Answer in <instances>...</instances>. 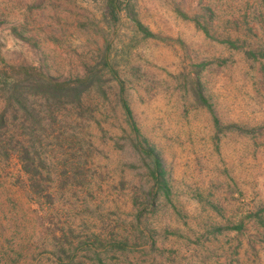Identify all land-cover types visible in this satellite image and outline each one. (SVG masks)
Instances as JSON below:
<instances>
[{
	"label": "rangeland",
	"instance_id": "1",
	"mask_svg": "<svg viewBox=\"0 0 264 264\" xmlns=\"http://www.w3.org/2000/svg\"><path fill=\"white\" fill-rule=\"evenodd\" d=\"M128 1L0 0V264H264V0ZM26 64L99 79L48 106Z\"/></svg>",
	"mask_w": 264,
	"mask_h": 264
},
{
	"label": "trees",
	"instance_id": "2",
	"mask_svg": "<svg viewBox=\"0 0 264 264\" xmlns=\"http://www.w3.org/2000/svg\"><path fill=\"white\" fill-rule=\"evenodd\" d=\"M102 15L107 23H114L118 20L119 13L122 9L132 10L130 1L126 0H102ZM135 27L144 35L151 36L154 33L143 24L136 15L130 14ZM105 59H103L104 61ZM13 68L17 67L18 70H22L25 75L32 74L34 78H28L30 80L29 87L33 88L34 91L39 94L43 101L48 103V106H52L53 104L56 106H62V104H72L76 107L81 104L82 93L85 89L92 86L93 83L99 79L98 76H94V72L90 71L81 76H77L75 79H56L44 74L36 65L26 64V65H12ZM97 73V72H95ZM14 85L11 86L8 94V99H15L16 103L20 104L22 108H24L25 113H32L34 108H31L28 104H26L25 100H21L18 95H20L19 88L17 87V83L13 82ZM23 87V86H22ZM194 95L196 98L200 99L202 102H205V98L200 92V90H194ZM122 105L125 109L128 118L131 120L130 125L137 132V126L132 118L131 111L127 100L122 98ZM62 116V114H58ZM56 116V115H55ZM57 117V116H56ZM52 119L54 121L56 119ZM52 118V117H51ZM57 121H61L62 117H59ZM37 121L40 122L39 117H37ZM35 120V123H37ZM138 133V132H137ZM139 134V133H138ZM139 140V139H138ZM149 147V145H148ZM150 155L153 159L151 165V173L153 177V184L155 186L162 187L165 190L168 189L167 180L165 177L164 167L162 165L160 156L157 152L153 151L152 148L149 147ZM17 153L22 165V168L28 173L30 183L32 187L39 188L40 182L37 177V162L35 159V155L32 150L21 144L19 148H17Z\"/></svg>",
	"mask_w": 264,
	"mask_h": 264
}]
</instances>
